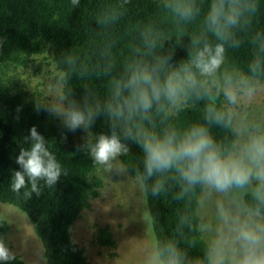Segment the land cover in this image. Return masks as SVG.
Returning a JSON list of instances; mask_svg holds the SVG:
<instances>
[{
	"label": "trees",
	"instance_id": "1",
	"mask_svg": "<svg viewBox=\"0 0 264 264\" xmlns=\"http://www.w3.org/2000/svg\"><path fill=\"white\" fill-rule=\"evenodd\" d=\"M40 59L62 113L26 86ZM257 84L264 0H0V203L33 224L44 264H88L74 224L113 151L143 187L161 264H210L199 198L237 148L228 89ZM242 203L264 218V195ZM96 242L115 246L106 228ZM0 264L26 263L0 245Z\"/></svg>",
	"mask_w": 264,
	"mask_h": 264
},
{
	"label": "rangeland",
	"instance_id": "2",
	"mask_svg": "<svg viewBox=\"0 0 264 264\" xmlns=\"http://www.w3.org/2000/svg\"><path fill=\"white\" fill-rule=\"evenodd\" d=\"M43 64L40 59L25 72L26 86L30 92H42L61 112L55 73L51 68L40 71ZM226 105L238 143L222 162L220 174L205 182L198 205L201 231L210 247V264H264V218L242 203L246 193L264 195V84L249 91L229 88ZM98 160L102 187L76 220L74 242L85 250L88 264H161L141 183L127 174L113 151L99 153ZM0 219L9 226L0 245L26 264H44L41 243L27 217L0 203ZM100 228L112 234L114 248L96 242Z\"/></svg>",
	"mask_w": 264,
	"mask_h": 264
}]
</instances>
